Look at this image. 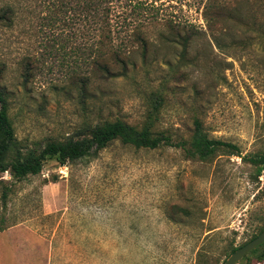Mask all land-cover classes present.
I'll return each mask as SVG.
<instances>
[{"label":"rangeland","instance_id":"1","mask_svg":"<svg viewBox=\"0 0 264 264\" xmlns=\"http://www.w3.org/2000/svg\"><path fill=\"white\" fill-rule=\"evenodd\" d=\"M136 1L152 13L146 53L136 46L125 76L83 96L68 83L83 41L70 39L82 32L75 14L52 23L46 0H0L14 10L0 26V89L16 140L40 148L119 120L176 142L198 121L240 156L202 162L114 141L19 182L0 173V195L12 189L0 199V264H224L264 228V170L244 160L264 154V0ZM238 264H264V246Z\"/></svg>","mask_w":264,"mask_h":264},{"label":"trees","instance_id":"2","mask_svg":"<svg viewBox=\"0 0 264 264\" xmlns=\"http://www.w3.org/2000/svg\"><path fill=\"white\" fill-rule=\"evenodd\" d=\"M48 19L52 23L65 22L69 11L72 20L81 22V33H74L71 40L83 38L69 50V85L85 96L89 84L95 80L109 81L125 76L130 60V51L136 46L145 54L148 41L144 28L152 19L150 6L136 0H46ZM14 10L0 9V26L4 21L13 24ZM47 18V17H46ZM67 53L64 54L66 56ZM26 59L25 66L29 67ZM29 73V71H27ZM114 141L136 149L154 150L162 146L181 149L192 160L209 161L224 152L229 156H240L238 148L220 140L210 139L194 122V132L188 140L173 141L168 135L152 133L149 128L141 130L122 121H102L83 127L74 137L51 141L43 147L29 148L15 138L9 117V104L5 92L0 89V173H7L16 182L40 174L44 163L55 159L60 165L72 163L96 155ZM256 167V173L264 170V154L252 155L244 159ZM12 193L5 188L0 195L6 201ZM2 228H0V231ZM264 231L261 229L259 234ZM257 235L251 238L254 239ZM261 245L249 254L259 251ZM238 248L230 251V255ZM248 254V255H249ZM247 255V256H248ZM245 256L244 258H246Z\"/></svg>","mask_w":264,"mask_h":264},{"label":"water","instance_id":"3","mask_svg":"<svg viewBox=\"0 0 264 264\" xmlns=\"http://www.w3.org/2000/svg\"><path fill=\"white\" fill-rule=\"evenodd\" d=\"M264 244V231L233 252L224 264H238L245 256Z\"/></svg>","mask_w":264,"mask_h":264},{"label":"flooded vegetation","instance_id":"4","mask_svg":"<svg viewBox=\"0 0 264 264\" xmlns=\"http://www.w3.org/2000/svg\"><path fill=\"white\" fill-rule=\"evenodd\" d=\"M258 235H259V234H258ZM258 235H257V236H258Z\"/></svg>","mask_w":264,"mask_h":264}]
</instances>
